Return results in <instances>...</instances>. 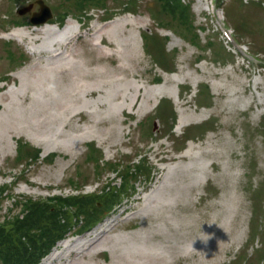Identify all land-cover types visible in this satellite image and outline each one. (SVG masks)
<instances>
[{"label": "rangeland", "instance_id": "1", "mask_svg": "<svg viewBox=\"0 0 264 264\" xmlns=\"http://www.w3.org/2000/svg\"><path fill=\"white\" fill-rule=\"evenodd\" d=\"M38 1L0 0V78L24 63L0 84V191L6 190L0 196L2 220L21 210L8 195L20 202L102 195L110 182L121 185L120 177L103 164L125 166L143 157L154 169V181L149 184L141 174L135 197L76 237L85 239L106 226L100 240L87 250L77 247L81 255L65 254L53 264H234L240 256L236 264H264V0H223L220 10L216 0H185L192 4L194 26L200 30L196 45L178 21L161 13L159 0H143L137 12L125 9L130 0H103L97 4L101 10L90 15L77 8L76 0H43L54 11L51 24L63 28L75 20L76 39L64 42L57 30L43 34L32 30L33 25L26 27L33 32L30 38L13 37L16 24H28L40 11ZM32 5L29 13L20 14ZM116 14L112 22L131 24L125 31L104 21ZM38 36L40 41L30 40ZM127 40L138 44L133 62L116 55L118 42ZM165 42L163 61L167 68L175 66L174 74L157 64ZM39 48L43 52L35 55ZM54 50L61 55L54 56ZM68 61L98 74L80 78L76 67L61 74L51 69ZM123 64L128 72L122 74ZM42 75L52 77L49 84L57 86L56 92L51 86L46 94L29 88ZM73 76L104 89L94 95L75 91L77 100L63 115L54 103L63 90H74ZM157 79L160 85H154ZM116 80L139 90L123 89L116 101L105 84ZM204 88L210 95L206 100L199 95ZM26 89L28 98L23 99ZM42 99H49L48 109L34 107ZM165 100L172 101L178 114L171 134L165 123L170 111L154 120ZM20 142L42 152L27 173L23 169L29 162H17ZM94 143L104 151L101 169L87 161ZM76 238L72 234L66 240ZM145 253L151 255L148 263Z\"/></svg>", "mask_w": 264, "mask_h": 264}, {"label": "trees", "instance_id": "2", "mask_svg": "<svg viewBox=\"0 0 264 264\" xmlns=\"http://www.w3.org/2000/svg\"><path fill=\"white\" fill-rule=\"evenodd\" d=\"M102 1L76 0V6L80 11L89 14L94 9L100 8L97 4L101 5ZM219 1L221 2L223 0ZM140 3L141 0H130V3L127 4V8L125 9H131L137 12ZM158 5L161 6L162 14L168 15L173 23L178 21L180 26L187 30V35L191 38L186 37L189 38L191 44H198L196 39L198 38L200 30L194 26L195 19L192 13L191 3L186 4L185 0H159ZM65 17L66 14H61L62 19ZM23 25H29V22L28 24H18L17 26ZM156 37H158V34L151 37L147 35V38L152 40ZM165 46L166 42L163 44L162 52L156 60L157 64H162L165 71H171L175 69V66H168L167 68L163 61L166 60ZM208 51H210V47ZM10 59L13 60L14 56H10ZM23 64L20 63L19 66H23ZM158 81L160 82L161 80L158 79ZM205 88L199 94L203 100L210 97ZM165 112H169L170 115V119L165 123L169 127L167 133L171 134L174 124L178 119L177 111L171 100H165L161 103L158 108V115L154 120L158 118L163 119ZM210 124L214 127V122H210ZM208 129L210 127L203 128L204 131ZM153 135L155 133L152 128L151 136ZM189 140L187 139L185 143ZM90 146L92 151L87 161L96 164L97 169H101L104 153L95 143ZM41 154V150L31 144L20 142L17 162L19 164H22L25 160L29 162L23 170L26 173L35 163L40 161ZM103 165L110 169V171L118 174L121 178V186H113L111 184L105 188L102 195L58 196L41 201L29 198L25 202H20L14 196L8 195L7 198L11 200L14 207L17 209L21 208V210L14 217L7 215L2 220L3 217L0 216V264H39L41 259L56 246L58 241L76 231L78 233L89 231L106 219L126 199H130L137 191V179L141 174L149 178V181L153 175V168L150 166L148 159L143 157L139 163L131 161L130 165L126 164L123 166L115 163L111 167L107 163ZM3 191L6 190L3 189L0 191L2 198L5 195Z\"/></svg>", "mask_w": 264, "mask_h": 264}, {"label": "bare ground", "instance_id": "3", "mask_svg": "<svg viewBox=\"0 0 264 264\" xmlns=\"http://www.w3.org/2000/svg\"><path fill=\"white\" fill-rule=\"evenodd\" d=\"M75 20H69V22H68V24L65 26V27H63V28H61L59 25H57V24H51V23H47V24H45V25H43V27L42 28H37V27H39V26H35V28H33L32 30H35V32H37V31H40V32H42L43 34H49L50 32H52V31H55V30H57L58 32H60L61 34H63V36H65V38L63 39V41L65 42V41H69V39H76V37H77V35H76V33L77 32H75L76 31V29H73V27H72V23L74 22ZM113 23V25L115 24V28L114 29H116V30H119V31H125V29L128 27V26H130L131 24L127 21V20H124V21H122L121 23H118L117 21L116 22H112ZM121 24H123V25H121ZM32 30L30 29H28V28H26V27H22V28H18L17 29V32L15 33V34H13V37H15V38H18L19 40H21V41H23V40H25V39H28V38H30L32 35H33V32H32ZM116 30H114V32H117ZM100 32H101V29L99 30V34H100ZM103 33H101V35H102ZM118 34V33H117ZM40 36H38L37 38H35L34 37V39H30V40H34V41H40ZM46 40V39H45ZM33 41V42H34ZM114 42V41H113ZM119 43V48L116 50V55L118 56V58L119 59H124L125 61L127 60V61H129V62H133V61H135L138 57V44L136 43V42H132L131 41V43L130 42H128V40L127 41H124V42H121V41H119L118 42ZM101 44H105V42H104V38L102 39V42H101ZM110 47H112V44H108ZM43 52V49L42 48H39V49H36V50H34V53H35V55L36 54H41ZM54 52L56 53L57 51L56 50H54V51H51V53L54 55ZM61 55V53L60 54H57V55H54V56H60ZM42 57V56H41ZM72 57V56H71ZM78 65V63H76V62H67V63H65V64H62V65H58V66H54V67H52L51 69L52 70H54L56 73H59V74H61V73H64V72H69L70 70H72L73 68H75L76 67V70L78 71V72H80V75H79V77L80 78H87V77H95V76H97V74L98 73H94V74H88V73H85V71L83 72V70L79 67V66H77ZM44 69H45V71H44ZM43 69V71L44 72H47L48 71V68H44ZM119 69H120V72H122V74L123 73H127L128 71V67L126 66V64H123V65H120V67H119ZM119 69H117V70H119ZM92 72H93V70H91ZM119 72V71H118ZM104 75V74H103ZM102 75V76H103ZM106 75H107V73H106ZM110 75V74H109ZM112 75V74H111ZM116 75V74H115ZM121 75V74H120ZM101 75H99V77H100ZM108 76V75H107ZM74 77L75 76H73V77H71V79L73 80V81H71V82H73V88H74V90L73 91H71L70 89H66V90H63V93H62V96L63 97H61L60 96V99H58L59 100V102H57V103H54V104H56L55 106L58 108V110H60L61 111V113L63 114V115H65L66 114V112L67 111H69V105H71V103L72 102H76V98H77V95H75L74 94V92L76 91V92H81V91H85V93L86 94H92V95H94V94H96V93H99V91L101 92L102 90L101 89H104V88H102L101 87V89H97L96 88V86L97 85H95V84H92V85H86V84H83V83H81V81H79L78 82V79H74ZM104 77H105V75H104ZM103 77V78H104ZM112 77V76H111ZM109 78V77H108ZM96 79V78H95ZM94 79V80H95ZM98 79V78H97ZM110 79V78H109ZM112 79V78H111ZM102 80V79H101ZM104 80H105V78H104ZM113 80V79H112ZM84 81H86V80H84ZM97 81V80H96ZM122 80H116V81H112V82H110V83H105V81H104V83L105 84H107V85H109V86H111V88L112 89H110V93H109V95H111L112 96V98H114L116 101L118 100V99H121V95H123L122 93V91H123V89H124V91H128V92H131L132 90H130V89H128V87H132V88H134L135 90H139V89H137V87L135 86H133L132 84H130V83H128V84H123L122 82H121ZM35 82H36V84L35 85H33V86H30L29 88L30 89H32L33 87H34V90L35 91H38V92H42V93H48V92H50V87L49 86H51L52 88H53V91H55V89L57 88V86H55L54 85V83L53 84H49V83H51L52 82V77H49L48 75H42L40 78L38 77V78H35ZM102 82V81H101ZM49 84V85H48ZM98 84V83H97ZM30 85V84H29ZM138 86V85H137ZM99 87V86H98ZM123 87V88H122ZM24 88V87H23ZM100 88V87H99ZM131 88V89H132ZM107 89V88H106ZM24 90V89H23ZM27 90V89H26ZM106 91V90H105ZM56 92V91H55ZM103 92V91H102ZM134 92V91H133ZM28 93H29V89L26 91V93L24 94V96L22 97L23 99H26V98H28ZM125 93V92H124ZM58 94V93H57ZM103 94V93H102ZM127 93H125V95H126ZM151 94H152V92H151ZM7 95V94H6ZM55 95V94H54ZM124 95V96H125ZM105 96V95H104ZM129 96V95H128ZM137 96V95H136ZM58 97V96H57ZM62 98H64V99H62ZM104 98V97H103ZM102 98V99H103ZM124 98H126V96L124 97ZM1 99V98H0ZM5 99V98H4ZM105 99V98H104ZM110 99H111V97H110ZM151 99L152 98H150V99H148V101H151ZM127 100H128V98H127ZM2 100H0V102H1ZM103 102H101L100 104H102ZM0 105H1V103H0ZM49 105H50V102H49V99H42V100H36V101H34V107H40L41 109H44V108H42L43 106H46V108L45 109H48L49 108ZM52 106V105H51ZM12 114V113H11ZM61 115V114H60ZM16 119V118H15ZM20 121V120H19ZM184 155V154H183ZM185 156V155H184ZM159 190V189H158ZM115 221V220H114ZM114 221H111L110 222V224H113L114 223ZM109 224V225H110ZM105 227L106 226H101L94 234H91V235H89L87 238H85V239H75V240H69V241H66V242H63L61 245H60V247L59 248H57L56 250H55V252H54V254H52L50 257H48L47 258V260H46V264H50V263H54L55 261H57V260H59V259H62L63 257H64V255L65 254H68V255H73V254H75L76 253V248L77 247H82V248H84V249H90V247L91 246H93L94 244H96V242H98L99 240H100V238H97L100 234H103V233H105ZM94 235V238H92V236ZM80 251V250H79ZM84 251V250H83ZM82 253H84V252H80V253H76V254H82ZM147 253H145V256L143 257V259H145V261H146V263H148V261H149V259H150V256H148V255H146ZM131 256V255H130ZM153 257V256H152ZM154 258V257H153ZM156 258V257H155ZM157 259V258H156ZM157 261V260H156ZM150 262H152V261H150ZM153 263V262H152ZM125 264V263H124ZM151 264V263H150Z\"/></svg>", "mask_w": 264, "mask_h": 264}, {"label": "water", "instance_id": "4", "mask_svg": "<svg viewBox=\"0 0 264 264\" xmlns=\"http://www.w3.org/2000/svg\"><path fill=\"white\" fill-rule=\"evenodd\" d=\"M40 5V11L35 13L31 18L33 25H44L54 18L52 9L45 3V1H38ZM33 5L20 11V14H27L33 9Z\"/></svg>", "mask_w": 264, "mask_h": 264}, {"label": "clouds", "instance_id": "5", "mask_svg": "<svg viewBox=\"0 0 264 264\" xmlns=\"http://www.w3.org/2000/svg\"><path fill=\"white\" fill-rule=\"evenodd\" d=\"M213 223V222H212ZM212 223H210V224H212Z\"/></svg>", "mask_w": 264, "mask_h": 264}]
</instances>
